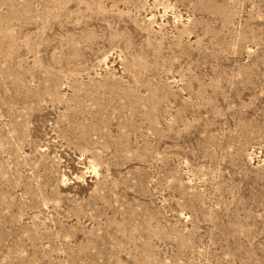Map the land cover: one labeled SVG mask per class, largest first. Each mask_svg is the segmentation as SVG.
<instances>
[{"label": "rangeland", "instance_id": "rangeland-1", "mask_svg": "<svg viewBox=\"0 0 264 264\" xmlns=\"http://www.w3.org/2000/svg\"><path fill=\"white\" fill-rule=\"evenodd\" d=\"M0 264H264V0H0Z\"/></svg>", "mask_w": 264, "mask_h": 264}]
</instances>
